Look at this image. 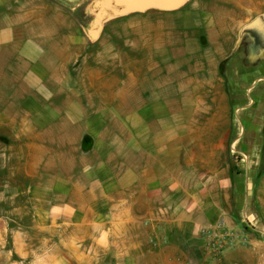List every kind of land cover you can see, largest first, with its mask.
<instances>
[{"label": "crops", "instance_id": "0c3cea01", "mask_svg": "<svg viewBox=\"0 0 264 264\" xmlns=\"http://www.w3.org/2000/svg\"><path fill=\"white\" fill-rule=\"evenodd\" d=\"M95 1L0 0V264H264V39L243 22L201 61L170 54L175 22L264 0L109 20L113 55ZM220 222L248 243L209 258Z\"/></svg>", "mask_w": 264, "mask_h": 264}, {"label": "rangeland", "instance_id": "374dc122", "mask_svg": "<svg viewBox=\"0 0 264 264\" xmlns=\"http://www.w3.org/2000/svg\"><path fill=\"white\" fill-rule=\"evenodd\" d=\"M264 17V15H255V14H228V15H212V16H202V18L207 20V26L202 22H198V16L192 15L189 16V20L182 21L179 20L173 25L174 35H173V47L170 48L172 51L170 54H173L175 57L189 56L190 61H201L204 53L202 51V46L200 43H209V40L219 38V31L227 30L230 36L240 34L241 25L243 22H251L255 18ZM105 26V27H104ZM224 27V28H223ZM211 29V30H208ZM123 30H119L117 26V21H110L106 25H103V30L99 36V41H97L94 46L95 54H117V51L120 47H123L122 40L124 39ZM127 37L133 38V31L127 32ZM101 40H104V44L100 43ZM190 42V45H187L186 41ZM208 59V57H207ZM224 65H222L223 68ZM20 204L24 202L19 201ZM24 205H22L23 207ZM24 208V207H23ZM10 211L13 212V208ZM25 209V208H24ZM25 211H28L26 208ZM16 212V211H15ZM11 214V213H10ZM16 216H26L22 213L16 212Z\"/></svg>", "mask_w": 264, "mask_h": 264}, {"label": "water", "instance_id": "95a60500", "mask_svg": "<svg viewBox=\"0 0 264 264\" xmlns=\"http://www.w3.org/2000/svg\"><path fill=\"white\" fill-rule=\"evenodd\" d=\"M189 0H96L92 10L95 19L89 30V36L96 40L103 30L105 22L128 16L136 13H143L148 10L157 9L174 11L181 8ZM261 23L260 17L255 18L242 28L243 31L258 27Z\"/></svg>", "mask_w": 264, "mask_h": 264}, {"label": "built area", "instance_id": "2783aa9c", "mask_svg": "<svg viewBox=\"0 0 264 264\" xmlns=\"http://www.w3.org/2000/svg\"><path fill=\"white\" fill-rule=\"evenodd\" d=\"M238 243L246 245L248 242L241 232L229 229L224 222L202 230V247L209 258L220 257Z\"/></svg>", "mask_w": 264, "mask_h": 264}, {"label": "flooded vegetation", "instance_id": "af4514ba", "mask_svg": "<svg viewBox=\"0 0 264 264\" xmlns=\"http://www.w3.org/2000/svg\"><path fill=\"white\" fill-rule=\"evenodd\" d=\"M260 19V25L254 29L243 31L240 35L241 38L253 37L257 45H260L261 40L264 39V17L262 16Z\"/></svg>", "mask_w": 264, "mask_h": 264}]
</instances>
